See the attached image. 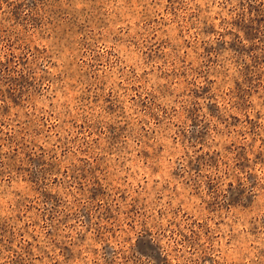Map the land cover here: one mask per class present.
<instances>
[{
    "label": "rangeland",
    "instance_id": "obj_1",
    "mask_svg": "<svg viewBox=\"0 0 264 264\" xmlns=\"http://www.w3.org/2000/svg\"><path fill=\"white\" fill-rule=\"evenodd\" d=\"M0 264H264V0H0Z\"/></svg>",
    "mask_w": 264,
    "mask_h": 264
}]
</instances>
